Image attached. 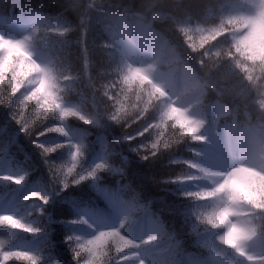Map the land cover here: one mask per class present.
I'll return each instance as SVG.
<instances>
[{"label":"clouds","instance_id":"clouds-1","mask_svg":"<svg viewBox=\"0 0 264 264\" xmlns=\"http://www.w3.org/2000/svg\"><path fill=\"white\" fill-rule=\"evenodd\" d=\"M21 11L30 14L22 26L0 29V108L42 157L66 150L48 183L23 197L34 198L19 218L24 231L39 230L28 218L57 189L111 171L103 160L85 168L70 122L111 125L123 141H141L130 148L141 160L183 145L190 158L170 161L181 167L169 182L188 201L189 224L217 264H264V0H201L195 15L185 0H61L55 13L0 0L5 15ZM166 23L183 48L157 28ZM49 134L64 139L40 140ZM26 175L17 171V185ZM149 203L130 186L114 224L74 218L79 231L65 236L73 264H147L141 250L162 239L142 234ZM12 239L0 234V247Z\"/></svg>","mask_w":264,"mask_h":264},{"label":"trees","instance_id":"trees-1","mask_svg":"<svg viewBox=\"0 0 264 264\" xmlns=\"http://www.w3.org/2000/svg\"><path fill=\"white\" fill-rule=\"evenodd\" d=\"M61 0H22L25 9L42 10L47 13L59 11ZM201 0H185V6L195 15L200 7ZM164 6L170 7L171 0H164ZM179 14V13H178ZM29 13L21 11L19 14L5 15L0 12V17H6L7 22L13 19L23 21ZM69 18H72L69 14ZM164 35L177 46L183 48L182 41L171 23L157 24ZM92 34L89 33L87 43L91 49ZM97 63L102 57L94 54ZM194 60V58H193ZM76 133L82 137L85 146V168L94 163L101 150L106 162L113 168L97 174V179L83 181L80 185L70 186L68 189L53 195L48 205L44 206L42 213H32L29 219L39 230L30 233L19 228L12 229L1 225L12 234L11 246L21 242L37 246L36 253L42 258V264H73L69 245L65 236L78 232L79 228L70 223L80 216L79 208H87L97 220L106 219L111 214L109 199L121 197L128 188L134 187L141 192L147 205L148 212L145 216L153 219L163 230L159 245L146 247L156 249L155 255L161 257V264H217L216 256L208 248L207 242L200 238L199 231L194 224H189L188 201L179 196V186L169 182L180 165L170 163L176 158H190L183 145L172 153L158 154L149 160H141L134 152L130 151L141 141H132L131 144L122 140V132L115 126L106 128L90 127L78 121L70 122ZM55 138L54 134L41 137V141ZM34 136L26 137L20 133L15 122L11 121L8 112L0 108V168L10 164L15 170L27 174L23 186L17 187L12 183H0V201L18 204L24 209L33 203V200L24 201L37 184H47L49 180V165L65 159L66 150L61 149L47 157L40 155L32 141ZM62 141L63 137L55 138ZM126 176L128 183H117V177ZM30 195V194H29ZM189 227L192 235H187ZM183 239V244L179 241ZM162 247V248H161ZM202 249H207L205 254ZM8 264H27V262L12 259Z\"/></svg>","mask_w":264,"mask_h":264},{"label":"rangeland","instance_id":"rangeland-1","mask_svg":"<svg viewBox=\"0 0 264 264\" xmlns=\"http://www.w3.org/2000/svg\"><path fill=\"white\" fill-rule=\"evenodd\" d=\"M27 17L23 21H20V22L16 18L13 19L11 22H7L6 17H0V29L20 27L26 22ZM204 150L206 152H210L211 151V146L210 145L206 146ZM101 160L106 162V159H105V157L103 155V151L102 150L99 153V155L95 158L94 163L100 162ZM110 169L112 170L113 168H110ZM17 171L18 170H15L8 163V164L4 165L2 168H0V176H3V175H15L17 173ZM21 174H22V172H21ZM0 183L4 184V185H7L9 183L14 184L12 181H5V180H0ZM23 184H24V182L22 184H19V185H17V184H14V185L17 186V187H21V186H23ZM109 203L115 208V212L113 214H111L110 217L106 218L105 220H97L92 215L91 211L89 209H87V208H79V213H80V215H83L86 218H89L91 220H95V221L99 222L103 226H110V225L114 224L116 222V220L119 218L118 217V213H119V210H120L122 204L124 203V200H122L120 197H118L117 199H109ZM2 214H9L13 218L19 219L20 216L24 215V212H23V208H21V206H19L18 204H11L8 201L7 202H1L0 201V215H2ZM29 222L32 223V221L30 219H29ZM149 232L162 233V231L159 228V226L157 225V223L153 219L147 217V218L143 219V232H142V234L143 235H147ZM0 234H10L12 236L11 232L9 230L5 229L4 227H2L1 225H0ZM9 250H26V251H29V252L36 253L37 246L33 245V244H28V243L21 242V243L15 245V246H11L9 248ZM155 251H156V249H146V248H144V249L141 250L140 256H141L142 259H144L147 262V264H161V257L155 255L154 254ZM188 264H196V263L190 262Z\"/></svg>","mask_w":264,"mask_h":264},{"label":"snow or ice","instance_id":"snow-or-ice-1","mask_svg":"<svg viewBox=\"0 0 264 264\" xmlns=\"http://www.w3.org/2000/svg\"><path fill=\"white\" fill-rule=\"evenodd\" d=\"M93 174V172L87 173L88 176H92ZM5 181H12L14 184H18L17 177L15 175H11L10 178ZM0 225H7L12 229L19 228L24 231L20 220L13 218L9 214L0 215ZM25 253L27 255H24ZM12 259L27 262V264H42V258L36 253L26 250H9L8 247H0V264H8V262ZM121 264H123V262H121Z\"/></svg>","mask_w":264,"mask_h":264}]
</instances>
